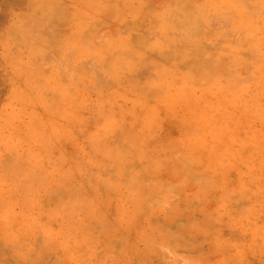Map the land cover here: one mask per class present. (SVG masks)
I'll return each instance as SVG.
<instances>
[{"label":"clouds","instance_id":"9594fccd","mask_svg":"<svg viewBox=\"0 0 264 264\" xmlns=\"http://www.w3.org/2000/svg\"><path fill=\"white\" fill-rule=\"evenodd\" d=\"M0 264H264V0H0Z\"/></svg>","mask_w":264,"mask_h":264}]
</instances>
